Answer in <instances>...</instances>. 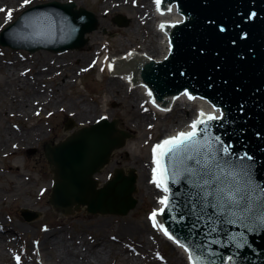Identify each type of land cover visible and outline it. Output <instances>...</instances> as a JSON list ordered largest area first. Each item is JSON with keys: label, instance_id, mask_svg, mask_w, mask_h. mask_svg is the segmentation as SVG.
<instances>
[{"label": "water", "instance_id": "water-1", "mask_svg": "<svg viewBox=\"0 0 264 264\" xmlns=\"http://www.w3.org/2000/svg\"><path fill=\"white\" fill-rule=\"evenodd\" d=\"M165 1H176L178 11L185 16L184 22L173 30L169 59L155 63L139 59V53L131 51L130 57L111 63L110 70H134L138 82L142 73L143 81L151 88L144 84L146 90H152L158 100L163 98L154 100L162 108L176 104V93L184 88L221 106L223 117L208 122V138L218 136L223 145H231L233 160L245 153L251 156V161L245 160L249 166L247 179L254 188H264V0ZM36 12L56 22L53 27L48 23L45 28L27 30L25 46L30 50L45 46L54 51L82 47L84 34L97 26L94 14L82 7L76 9L73 2L52 1L37 5L26 14ZM115 21L127 23L122 16ZM130 77L129 74V84ZM65 127H71V123ZM126 137L128 133L117 128L116 120L102 118L54 145L44 146L54 173L49 201L57 212L66 214L86 205L90 213L124 215L135 206L133 170L125 176L121 168L115 169L114 177L101 188L96 187L93 178ZM203 138V134L197 137ZM175 170L182 172V167ZM186 177L184 173L179 182H168L171 204L158 215L167 231L190 252L206 256L215 264H264V223L219 214L212 207L203 210L204 201ZM22 214L26 219L37 217L30 210H23ZM229 219L236 222L227 223ZM212 227L216 231H211ZM239 241H246L244 247L235 246ZM206 249L211 250L210 255ZM229 256L233 261H227Z\"/></svg>", "mask_w": 264, "mask_h": 264}, {"label": "rangeland", "instance_id": "rangeland-1", "mask_svg": "<svg viewBox=\"0 0 264 264\" xmlns=\"http://www.w3.org/2000/svg\"><path fill=\"white\" fill-rule=\"evenodd\" d=\"M58 1L66 2L68 0ZM72 1L75 3L76 8L82 6L92 11L96 16L98 23L96 28L86 33V43L82 48L69 49L66 52L60 53L43 49L29 52L24 49H14L0 44V54L4 55V57L0 56L1 59L11 57L18 58V55L24 58L25 56H32L37 51H47L52 57H57V55H60L58 57H62V55L65 56L70 52L75 53L83 50L84 47L89 44V39L90 37L92 38L91 35L94 31H97L98 35V39L91 40L93 42L89 44L91 45V48L88 57L95 62V65H91L92 67L89 66L88 69L83 70L79 74H75L74 78H70L69 76L73 75L72 71L75 68L85 64L84 60H79L80 56L76 57V61L69 58L66 60H69L71 64H67L65 63L66 60L63 62V59H60V63L56 64L55 68H60L61 66L62 72L64 70L67 72H64V74L55 72L46 73V77L43 81L42 79L37 81L38 86H47L52 90L54 89L52 86L55 84V90L59 92V87L62 86L61 84H63L66 79L65 74L69 77L66 79L69 85L63 89V108L55 112H52L51 109H49L50 107L47 109L43 108L41 115L33 119L40 121L45 127V136L43 140L30 146H17V150L15 152L12 151L10 154H2L0 151V220L4 225L13 227L16 232L20 231L19 240H16L14 247L10 246V244L4 243L8 262L6 259L4 261L1 259L0 264H13L12 261L14 260L11 257L13 252H19L26 262H30L29 264H41L42 262H45V264H56L55 258L49 257V253L45 250V247L43 245L41 246L44 231L48 229V227L49 229H53L54 227L64 226L68 230L71 228L78 234L81 232L83 235L89 234V236L92 235V237L103 238L104 241H110L117 247V249H119L118 242L112 240L108 236L110 234V228L121 224H140L143 226L147 223L145 217L149 216V213L154 211L157 206V199L155 201L151 196L149 197L146 194H143L144 191L140 187L141 183L138 178V173L133 166V158H136L137 163H139L140 160L142 164V160H145V158L151 154V147H153L155 142L167 132L172 124L177 123L176 119H174V115L177 114L178 110L175 109L168 115L162 113V116L155 120L156 127H154V129L145 128V122L143 121L141 123L142 131H139V128L132 124L131 120H133V116L128 110V105L116 97L112 98L108 93L106 86L108 78L111 77L112 73L107 70L106 62L103 63V71L100 72V64L98 65L97 60V58L102 56L100 49H107L109 56V54L129 50L130 47L133 49V46L141 47V45H139V43L143 41L141 31L143 29L149 30L150 23H144L141 25V23L135 19V15L138 17L142 12H137V9L130 5L115 8L110 10V12H103V7L108 4L105 2L106 0ZM138 2H140V0H138ZM27 6L28 5L20 6L15 12L19 13L22 8L24 9ZM18 13L13 16L9 22L15 19ZM117 14H121L126 18V25L121 26L114 22V16ZM9 22L0 26V30ZM137 22H139V24H137ZM135 24L139 27L141 25V31L138 35H135L133 32V26ZM94 44L99 47L97 53L93 55L92 50L95 47L93 46ZM39 66L43 69L46 67V63ZM1 78L2 73L0 72V79ZM77 98H79L80 101H87L90 104L97 102L101 110H98L97 114L94 116H97L96 118L98 119L101 116L99 115V112L106 111L110 114L109 120L116 119L117 128L128 133L129 137L126 138L125 144L119 149L114 150L111 159L105 165V168L95 174V177L98 180L97 186L101 187L104 182L107 181L109 176L108 173L114 171L115 168H122L123 170L127 169V171L129 168H132L134 170L136 174V191L133 195L136 198V204L134 208L129 210L125 215L93 214L87 212L84 206H81L79 209H72L68 214H63L54 210L49 202L54 174L51 165L48 164L47 159L44 156L43 146L46 143L53 145L65 139L73 132H76L78 128L83 126L80 117L76 113H73V111H76L75 108L70 105L71 102ZM6 108L8 111L10 110V107ZM155 113L161 114L156 110ZM185 117L186 115L183 113L182 119L185 120ZM89 119L90 120L87 123L92 121L93 116ZM33 120L28 119L29 122H32ZM19 121L20 119H17L16 117L14 118L5 115L0 122L11 128V123H18ZM69 122L71 123V127L66 129L65 124H69ZM20 123L27 124L24 120L20 121ZM11 169H14V171L10 172ZM157 197L159 196H156V198ZM25 208L38 212L37 217L30 220L23 218L21 210ZM102 222L106 223V227L98 229L97 226ZM43 223L46 224L47 227H44ZM108 224L110 225L108 226ZM146 231L147 232L131 235L133 237L127 234H121L119 236L121 238L120 241L126 240L129 245L132 244V246H136L137 240L141 241L145 239V244H147L149 241L147 234L149 233V230L147 229ZM140 236L144 239H141ZM3 237H9V239L14 238L9 234L8 236ZM6 246L9 249L8 251ZM12 247L13 249H11ZM170 247H172V245L161 238H158L155 243L151 241L150 244L147 245V249L150 248L151 250L146 254L143 263L153 264V261L156 263L154 260V252L158 250L171 260L173 257L177 256L176 252L180 254L178 250L171 252ZM107 259L106 264H125L116 253L111 254ZM173 262L174 264H186L183 258L182 261Z\"/></svg>", "mask_w": 264, "mask_h": 264}, {"label": "bare ground", "instance_id": "bare-ground-1", "mask_svg": "<svg viewBox=\"0 0 264 264\" xmlns=\"http://www.w3.org/2000/svg\"><path fill=\"white\" fill-rule=\"evenodd\" d=\"M40 1L42 0H31L30 3ZM105 2L108 4L103 7V12H110V10L115 8L130 5L135 7L137 12H142L138 17L135 15V19L139 21L141 25H143L142 23H150L149 30L143 29L141 31V25L140 27L137 25L139 22L133 26V32L135 35H138L141 31L143 38V41L139 43L141 47H135L132 45L134 47L133 49L130 47L129 50L110 54V57H107L110 63H117L130 57L131 51L134 52V50L137 51L136 53H139V59L143 60L144 58H153L159 61L167 57L171 42L170 39L173 30H175L176 27L174 25L183 23V18L185 16L180 19V15L177 14L174 9L170 10V12H158L155 0H148V2L147 0H140V2H138V0H106ZM170 3L176 4V1ZM22 5L26 6L23 4V0H0V9H2V11H0V26L9 22V20L18 13L15 12L18 7ZM8 10H11L12 14L6 19ZM174 22L175 24L173 25L166 24ZM161 25H163V27H161ZM91 36L92 38L90 37L89 44L93 42L91 40L98 39L97 31H94ZM89 44L79 52H70L65 56L62 55V57H58L60 55L52 57L47 51H37L32 56H25L24 58L19 55L18 58H0V72L2 73V78L0 79V121L5 115H9L10 117L20 119V121L24 120V122L27 123L23 124L20 123V121L18 123L14 122L13 124L11 123L10 128L0 122V151L2 154H10L12 151L15 152L17 146H30L43 140L45 136V127L40 121L33 119L41 115L43 108L47 109L50 107L49 109H51L52 112L63 108V89L69 85L66 79L69 77L74 78L75 74H79L83 70L88 69L89 66L95 65V62L88 57L91 48V45ZM93 46H95L92 50V54L94 55L97 53L99 46L96 44ZM104 52L105 55L109 53L108 50ZM140 53L144 55H141ZM105 55L101 58H97L98 65L102 63L103 60L106 61ZM0 56L4 57L3 54H0ZM79 56V60L83 59L85 64L75 68L72 71L73 75L68 77V75L65 74L66 79L64 80V83L61 84L62 86L59 87V92L55 90V84V87L52 86L54 88L53 90L47 86H38L37 81L39 79H42L43 81L46 77V73L55 72L64 74V72H67L65 70L62 72L61 66L60 68H55V65L60 63L62 59L63 62L69 58L76 61V57ZM66 61L65 63L71 64L69 60ZM43 63H46V67L41 69L39 65ZM127 74V72H117L115 77L108 78L106 89L112 98L116 97L128 105V110L133 116V120H131L132 124L138 127L139 131H142L141 123L143 121L145 122V128L154 129V127H156L155 120L162 115H153L150 108L147 106V104L152 105L151 101L154 103L152 91L146 90L145 85L142 82H138V87H131V89H129V75ZM149 93H151V95H149ZM189 96L193 98L189 99ZM70 105L75 108L77 112L73 111V113H76L80 117L81 123H83V126L78 128L77 131L92 126L97 119V116L95 117L94 115L97 114L98 110H101L97 102L90 104L87 101H80L79 98L73 100ZM171 106L169 112L165 113V115H168L171 111L177 109V114L174 115V119H176L177 123L172 124L171 127H169L167 132L161 136L162 138L157 140L158 142L156 145L180 132L189 131L190 125L193 122L192 119H197V114L200 112L215 116L220 114L219 107L214 106L204 97L189 93L186 88H184L182 92L176 93V104ZM6 107H10V110L8 111ZM156 111L166 112L162 109ZM183 113L186 115L185 120L182 119ZM99 115L107 116L108 119H110V114L106 111H100ZM92 116V121L87 123ZM28 119H32L33 121L29 122ZM112 154L113 153L111 152L108 161L101 165L100 171L105 168V165L111 159ZM133 162V166L138 173V178L141 183L140 187L144 191L143 194H146L149 197L151 196L155 201L156 196H159L157 199L158 207L160 205L159 199L163 196V190H160L156 186L154 187V185L157 184L154 182L153 168L155 167V164L153 162V149L151 150V154L146 157L145 160H142V164L140 160L139 163H137L136 158H133ZM130 170L133 169L129 168L128 171L127 169H124V175L128 176ZM12 171H14V169L10 170V172ZM108 174L113 178L115 171H110ZM134 175L136 176L135 172ZM82 206L86 207V205ZM145 218L147 223L143 226L140 224H121L110 228V234L108 236L112 240L115 237L114 241L118 242L120 250L110 241H104L103 238H95L92 237V235L89 236V234L83 235L81 232L78 234L71 228L68 230L64 226L54 227L53 229H49L48 227L50 231L48 229L44 231L41 246L43 245L45 247V250L49 253V257L55 258L56 264H106V260H108L107 257H110L111 254L115 253L125 264H144L143 261L145 256L151 250L150 248L147 249V245H149L151 241L154 243L157 242L159 237L156 232L162 231L161 235L163 234V237H167V240L170 239L169 236L172 237L170 240L173 242L174 246L172 245V247H170V251L173 252L178 250L180 254L176 252L177 256L173 257L172 260L167 256L160 257L159 263L174 264L173 261H182V258L185 261L188 260L189 252H186L185 248L180 246L182 243L177 238H174L169 232L168 235H165V232L158 227L159 223L156 222V226L158 227L156 229L154 221L153 223H150V219L147 217ZM109 225L110 224H108V226ZM43 226L47 227L44 223ZM102 227H106V223L102 222L97 226L98 229H101ZM147 229L149 230V233L147 234L150 241H148L147 244H145L146 241H144L145 239L141 236V239L143 238L144 240H137L136 246H132V244L129 245L126 240L120 241L121 238L119 236L121 234L131 236L133 234L147 232ZM19 233L20 231L16 232L13 227L4 225L0 220V260L3 259L4 261L8 258L4 249V243L10 244V246L14 245L13 239H9L10 236H3H8L9 234L14 238L19 239ZM6 248L8 251L9 249L7 246ZM29 263L30 262L24 261V258L22 257L17 264ZM41 264H45V262H42ZM153 264L156 263L153 261Z\"/></svg>", "mask_w": 264, "mask_h": 264}, {"label": "snow or ice", "instance_id": "snow-or-ice-1", "mask_svg": "<svg viewBox=\"0 0 264 264\" xmlns=\"http://www.w3.org/2000/svg\"><path fill=\"white\" fill-rule=\"evenodd\" d=\"M30 2L31 0H23L25 5ZM155 2L159 10L161 0H155ZM11 14V10H8L6 19ZM192 98L189 96V99ZM221 118L222 114L215 116L200 112L197 119L190 125L191 131L180 132L153 146V162L156 165L153 168L154 182L166 193L159 201L163 205L159 212L163 213L171 204L169 180L177 183L180 176L186 173V178L192 181L193 187L198 190V196L204 201L203 210L212 207L219 214H227L252 223H264V188H254L251 181L247 179L249 166L245 164V160L251 161L252 157L245 153L233 160L231 145H223L218 136L211 138L207 136L208 122ZM200 125L204 127L198 128ZM199 134H203L204 138L197 139ZM181 153H183L182 157ZM178 167H182V172L175 170ZM156 214L154 211L152 217L154 218ZM208 219L211 220L212 217ZM226 222L235 223L236 220L229 219ZM161 227L163 228V225ZM164 231L165 235H168L166 228ZM211 231H216V228L212 227ZM169 238L172 237L169 236ZM232 239L235 240V237ZM245 243L246 241H239L235 243V246L242 248ZM180 246L189 252L190 264H215V261L208 260L206 256H197L190 252L184 244ZM206 251L209 255L211 254L210 249ZM227 260L233 261V257L229 256Z\"/></svg>", "mask_w": 264, "mask_h": 264}]
</instances>
